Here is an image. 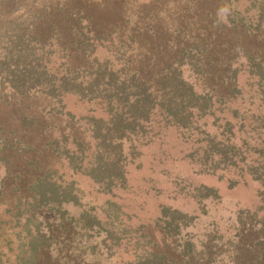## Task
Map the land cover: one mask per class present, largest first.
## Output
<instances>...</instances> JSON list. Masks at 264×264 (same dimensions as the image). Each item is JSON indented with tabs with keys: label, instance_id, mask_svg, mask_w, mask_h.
Wrapping results in <instances>:
<instances>
[{
	"label": "trees",
	"instance_id": "obj_1",
	"mask_svg": "<svg viewBox=\"0 0 264 264\" xmlns=\"http://www.w3.org/2000/svg\"><path fill=\"white\" fill-rule=\"evenodd\" d=\"M24 3L0 0V111L15 123L0 124V264L45 256L90 264L102 255L117 264H264L263 238L247 247L248 260L242 253L248 231L264 232V0H222L202 20L229 40L197 31L190 45L168 40L174 56L149 75L130 59L96 56L113 39L92 31L80 3L17 17ZM184 67L206 75L215 67L206 76L215 87L198 90ZM25 100L41 103L39 112L20 110ZM181 163L228 174V190L254 186L255 203L222 225L212 220L195 241L185 231L221 194L175 176L166 196L162 176ZM166 198L189 199L195 210Z\"/></svg>",
	"mask_w": 264,
	"mask_h": 264
},
{
	"label": "rangeland",
	"instance_id": "obj_2",
	"mask_svg": "<svg viewBox=\"0 0 264 264\" xmlns=\"http://www.w3.org/2000/svg\"><path fill=\"white\" fill-rule=\"evenodd\" d=\"M197 1L192 4V0H24L23 7L16 11L17 15H15L17 17L25 16L28 8L39 9L43 4L57 7L63 4L70 5L73 3L78 5L80 3L78 7H81L83 11L93 17L92 31H105L113 39V44L109 48H99L96 51V56L100 59L112 58L117 63L130 59L134 67L133 70H139L141 74L149 75L160 70L161 66L171 56H174V53L170 54L171 44L172 46L174 44L177 46L178 44L181 46L190 45L188 39H192L191 36L193 35L191 34L193 31H197L199 34L207 32L206 36L215 34V36L219 37L222 35L229 40L230 34L228 32H220L219 26H214L210 22L204 23L202 20V17L207 12L213 15L216 10L215 8L221 4L222 0ZM238 3L242 7L240 1ZM235 7L238 9L236 4ZM193 20H197L199 24L194 25ZM180 29L186 30V32H182L183 34H181L178 32ZM168 40L172 42L170 45H166ZM246 42H250V39L248 38ZM164 43L165 46L163 45V48L157 49L158 44ZM212 46L214 47V45ZM153 48L156 49L154 50ZM174 49L172 48V51ZM159 52L161 53L160 55H158ZM210 52H212V47ZM220 53V50H216L215 56H218ZM221 59L224 60L225 58ZM154 63L156 64L155 67L153 66ZM146 65L149 67H146ZM213 70L217 71L215 67H211V70L206 75L199 72L196 73L190 67H184L182 73L187 80L196 85L198 90L202 88L207 91L216 85L215 78H212V76L206 77L208 74H212ZM214 93L220 94L222 92L216 87ZM26 104L35 106V112H39L38 108L41 106L39 102L19 101L17 103L18 106H16L20 107V110L21 108L26 110ZM205 121L208 124L212 123V119ZM0 124L6 127L15 125L10 117L3 115L1 111ZM208 129L212 130L210 127H207ZM193 170L194 168L186 163H181L167 171L168 177L162 176V182L164 181V184L168 186L166 194L168 197L171 196L168 194H172L170 193L174 188L172 178L175 176L183 178L188 185L203 184L214 187L221 194L220 202L213 205L210 202H206L207 214L201 216L194 223L193 227H189L185 231V233L194 236L193 239L195 241H200L204 238L202 234L205 233L212 220L219 221L222 225L229 218L234 219L238 209H245L254 204L255 187H239L236 190H228L226 185V178H229L228 174L222 173L224 175L220 178L221 173H217L215 176H207L195 174ZM80 186L84 190L82 201L84 203L91 201L93 194L88 191L87 185L82 183ZM165 201L187 213H192L195 210V204L189 199L177 198L172 201L170 198H166ZM93 203L100 204L101 199H94ZM246 235L247 238L243 240L245 246L242 253L243 259L248 260L250 252L247 247L251 246L257 238L264 239V232L254 233L253 231H248ZM113 258L102 255L98 258L99 261L91 262L90 264H117L116 261L112 263ZM41 264H52V260L49 256H45Z\"/></svg>",
	"mask_w": 264,
	"mask_h": 264
}]
</instances>
